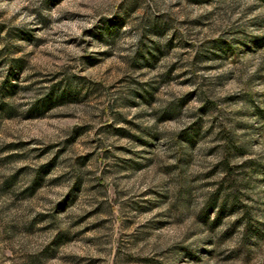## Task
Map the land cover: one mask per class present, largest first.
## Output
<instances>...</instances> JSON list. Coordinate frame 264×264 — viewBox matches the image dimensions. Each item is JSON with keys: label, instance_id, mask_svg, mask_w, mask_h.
Segmentation results:
<instances>
[{"label": "rangeland", "instance_id": "obj_1", "mask_svg": "<svg viewBox=\"0 0 264 264\" xmlns=\"http://www.w3.org/2000/svg\"><path fill=\"white\" fill-rule=\"evenodd\" d=\"M0 264H264V0H0Z\"/></svg>", "mask_w": 264, "mask_h": 264}]
</instances>
